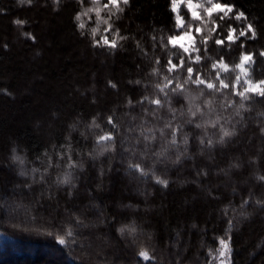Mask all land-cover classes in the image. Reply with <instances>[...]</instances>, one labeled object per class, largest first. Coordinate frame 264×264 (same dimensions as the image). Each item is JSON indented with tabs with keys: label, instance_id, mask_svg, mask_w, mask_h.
<instances>
[{
	"label": "trees",
	"instance_id": "obj_1",
	"mask_svg": "<svg viewBox=\"0 0 264 264\" xmlns=\"http://www.w3.org/2000/svg\"><path fill=\"white\" fill-rule=\"evenodd\" d=\"M195 1L205 23L192 24L194 40L179 46L168 39L183 31L172 0H118L123 11L105 9L108 0H0V264L15 256L18 264H264V98L243 101L236 115L241 97L231 87L237 77L236 91L264 80V0ZM216 4L233 10L223 20L218 9L209 17ZM95 7L99 20L95 11L83 14ZM239 12L246 19L237 20ZM230 29L238 39L227 40ZM242 53L252 60L238 68ZM181 57L184 66L170 73L169 59L179 66ZM188 67L193 79L199 73L220 87L219 71L229 85L220 92L185 85L201 107L213 101L196 117L186 93L171 91ZM165 77L173 83L161 92ZM169 122L180 128L176 144ZM221 125L234 133L223 142ZM106 133L112 139L99 144L111 149L93 160L96 138ZM122 227L135 231L121 234ZM220 239L228 242L225 256Z\"/></svg>",
	"mask_w": 264,
	"mask_h": 264
},
{
	"label": "snow or ice",
	"instance_id": "obj_2",
	"mask_svg": "<svg viewBox=\"0 0 264 264\" xmlns=\"http://www.w3.org/2000/svg\"><path fill=\"white\" fill-rule=\"evenodd\" d=\"M28 2L30 3L31 0H28ZM173 2V11H175V4H176V0H172ZM209 3H211V0H208ZM92 3L93 5H98L99 4V0H92ZM122 3L124 5H127L129 3V0H122ZM109 5H112L115 7V10L116 11H123V8H120L118 7V0H108V3L103 5V7L105 9H108ZM191 0H189V7L191 8ZM219 10L220 12H223V16L220 17L221 20H223L225 17H227L229 15L230 12H232L233 10V6L231 5H221V4H216L214 5L213 8H210V9H207V12L209 14V17H211L212 15V12L215 11V10ZM226 9V10H225ZM91 11H95L96 12V15L98 17V20H99V17H100V9L98 7H95V8H91V9H88L86 10L83 14L84 15H87L88 12H91ZM112 15H115V12H111ZM80 15L81 14H77V17L76 19L79 20L80 19ZM193 16L196 17V13L193 12ZM237 20H240V19H246L245 17V14L244 12H239L237 13L236 17H235ZM103 23L105 24H108V28H105V31H109V29L111 28V24H109V21L108 20H103L102 21ZM15 23L17 24H21L23 23V21H15ZM180 18L177 17V26L179 27L180 26ZM79 27L83 28L84 27V24L81 23L79 25ZM190 27V26H189ZM98 29L94 28L92 31H93V35H95L96 31ZM216 29L213 28V29H210L209 30V35H211L212 32H214ZM197 32L200 31L199 28L196 29ZM234 31V29H230L229 31V34L227 36V40L229 41H233L235 39H238V37H234L232 35V32ZM247 31H250L252 32V37L255 38L256 36V33H255V30L253 29V26L252 24H248L247 26ZM30 35V34H28ZM240 36H245L246 35V32L245 31H241ZM119 39H124L125 37H118ZM103 39V42L104 44H109L110 43V46L111 47H116V40H113L111 42H109L107 40L106 37L102 38ZM169 42H173L174 41V37H169ZM207 40V37H205V41ZM95 43H99V42H95ZM217 45H221L223 44V41L222 40H217L216 41ZM193 51H197V49H195L193 47L192 49ZM189 51L188 48H184V52L187 53ZM260 55L261 56H264V51H261L260 52ZM189 59H191V57H189ZM201 60V57L200 56H197L195 58V62H199ZM252 60V55L251 54H243L241 55V63L236 65V67H242V65L246 62V61H251ZM157 63H159V60H157ZM219 63H223V61L221 60ZM185 64V60L183 57H181V61H180V65H176V64H173L172 63V60L171 58L169 59V65L170 67L168 68V71L171 73L174 69H176L177 67H183ZM213 68H216V63H214L212 65ZM228 68H227V65H224L223 67V71H227ZM157 69H153V73H156ZM187 72H188V76L187 78L184 79V82L183 83H176L175 84V87L171 89L172 93L174 94H178V93H186L185 96H184V99L188 102L189 104V108H188V113L191 117H196L198 113L200 114H203V109L204 108H208V109H211L212 107V103L213 101L211 99L209 100H205L203 102V107H201L200 104H196L195 101L198 99L197 96H192L191 93H187V89L185 88V85H188V84H195V85H204L207 89L209 90H213L214 92H220L221 88H229V85L226 84L224 82L223 79H220V72L218 71L217 74H216V79L219 80V83H220V87H216V85L212 82H207L205 81L201 75L199 73H196L195 74V79H193V73H194V69L192 67H188L187 68ZM239 77H237V80L236 82L231 86L232 87V91H233V94L236 95V96H239L241 97V103L238 105V107L236 108V115H239L240 114V109H244L245 108V104L243 103V101H255L256 97H261V98H264V80H261V81H258L256 82L255 85H253L250 81H245L246 83L249 84V87L246 88L244 91H236V84L239 83ZM165 80H166V83L161 86V85H157V88L160 89L161 92H164L165 88L168 87V85L172 84L173 81L172 80H168L167 77H165ZM111 83V82H110ZM139 83V82H137ZM112 87H115V85L113 84ZM253 94V95H249V94ZM205 93L203 90H201V92L199 93L200 96H203ZM165 96H167V93H165ZM143 99H147V97H144ZM129 103H131V101H129ZM151 103H154V104H157V105H160L161 104V100L160 99H156V100H153L151 101ZM228 107H233L235 106L234 102L229 100L227 102V105ZM194 108V110H193ZM170 111L172 112H175V109H170ZM262 115H264V113H262ZM219 122V118L216 120V121H206V123H209L211 124V126H216V124ZM108 123L109 124H113V127H115L114 123H113V118L112 117H109L108 118ZM93 124L95 125V121H93ZM96 127H99V125H95ZM166 128H171V133H172V139H171V144H176V135L177 133L180 131V128L179 127H172L171 126V122H169L168 124L165 125ZM196 127L197 128H200L202 127L201 124H196ZM220 129H221V136H220V141L223 142L224 138L225 137H229V136H232L234 133L230 130H228L227 128H225L223 125L220 126ZM262 131H264V129H262ZM112 139V135L111 133H106L105 135L103 136H99L97 137V143H99L100 141H104V140H111ZM147 139V137H146ZM185 144H187L188 140H187V136L184 137V141H183ZM201 143L203 144L204 141L201 140ZM209 144V146L212 144V141L209 140L207 142ZM13 153H15V149H13ZM12 159L14 161H19L20 163H23V159L18 156V155H13L12 156ZM130 167L132 168H135L136 170L140 171L141 173H143V168L141 167L140 164H134V165H130ZM23 174V173H21ZM157 179V182L162 184V185H165L167 186L168 184V181L166 180H162L160 179L159 177H156ZM260 180H264V176H261L259 177ZM62 182H68V177L65 176V179L64 181ZM244 203H247V201H245ZM257 203H261L260 201H257ZM229 225L231 226V221H229ZM128 231V232H134L135 231V228H127V227H122L120 228L118 231L123 234L125 231ZM64 240L63 238H61V243H63ZM220 244H221V249H219L218 251L220 252V255L221 256H225L226 253L228 251H230L229 247H228V242L224 239H220ZM138 255L140 257H142L143 259L147 260L149 259V253L144 249V248H141ZM223 264V262H222Z\"/></svg>",
	"mask_w": 264,
	"mask_h": 264
},
{
	"label": "rangeland",
	"instance_id": "obj_3",
	"mask_svg": "<svg viewBox=\"0 0 264 264\" xmlns=\"http://www.w3.org/2000/svg\"><path fill=\"white\" fill-rule=\"evenodd\" d=\"M91 1L92 0H90V2ZM191 5L192 6L190 8L189 7V0H176V4H175L176 20H177V17H179L180 21H181L179 27H183V31H181L178 35H175V37H174L175 39H174L173 43L176 45H179V46L190 45L192 43V41L194 40V35L192 32V26L191 25L192 24H194V25L200 24L198 26L200 28L202 26V24L205 23L206 17H204V12L202 14H200V10L205 9L204 6L202 4H200L199 2H196L195 0H191ZM193 12L196 13V17L193 16ZM91 13H92V11L88 12V15H90ZM185 13H186V16H185ZM252 84L255 85L256 83H252ZM248 87H249V84L247 83L246 88H248ZM200 118H202V116H200ZM216 120L217 119H207L206 121H216ZM217 128H219V130L221 131L219 126ZM110 149H111V146L109 144L103 145V144L98 143V145H94L93 150H95L96 157L93 156L92 159L94 160V158L102 157L106 152L110 151ZM16 155H18V154H16ZM134 182H135L134 179H128L129 184L135 185ZM183 243H184V241H182L180 245H182ZM112 244H113V240L108 236V240L106 241L105 245L109 246ZM36 248H38V247H36ZM38 250L44 252L48 256H51V255L53 256V255L57 254V253H54L48 247L47 248L46 247H40V249H38ZM26 252L31 253L30 250H27ZM26 252H25V254H26ZM100 254L102 257H104L103 252H100ZM20 260H22V259H19L18 257L15 256L14 259H12L9 264H18Z\"/></svg>",
	"mask_w": 264,
	"mask_h": 264
}]
</instances>
